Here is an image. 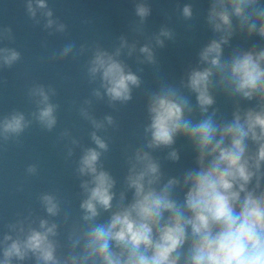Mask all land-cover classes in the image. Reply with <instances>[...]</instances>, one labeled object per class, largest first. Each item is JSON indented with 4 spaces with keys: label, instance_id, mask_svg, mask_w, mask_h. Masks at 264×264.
<instances>
[{
    "label": "clouds",
    "instance_id": "1",
    "mask_svg": "<svg viewBox=\"0 0 264 264\" xmlns=\"http://www.w3.org/2000/svg\"><path fill=\"white\" fill-rule=\"evenodd\" d=\"M133 2L137 19L129 31L144 43L125 34L111 49L68 42L51 57L88 56L93 85L78 111L91 125L94 146L67 129L60 133L67 157L80 149L78 217L57 192L40 193L42 215L30 209L5 223L0 264H264V0H208L203 20L211 37L178 79L160 80L147 94L143 143L125 148L126 171L118 180L103 163L109 143L100 134L116 120L111 114L98 119L94 101L106 100L113 110L132 101L143 84L138 73L145 65L159 72L156 50L176 39L167 23L147 35L151 5ZM24 8L48 36L67 33L48 0H24ZM177 9L184 21L194 19L193 3ZM14 39L11 26L0 27V44ZM20 60L16 48L0 46V70ZM56 95L53 86L34 83L27 96L35 110L0 117V142H18L33 123L53 131ZM218 97L230 111H222ZM184 149L191 163L173 174L165 165L180 164ZM26 172L36 175L38 166L29 164Z\"/></svg>",
    "mask_w": 264,
    "mask_h": 264
},
{
    "label": "water",
    "instance_id": "2",
    "mask_svg": "<svg viewBox=\"0 0 264 264\" xmlns=\"http://www.w3.org/2000/svg\"><path fill=\"white\" fill-rule=\"evenodd\" d=\"M152 12L147 18L145 31L147 35L157 31L167 23L176 32L174 42L157 49L160 71L151 66H143L144 72L138 73L143 84L133 92V99L125 105L110 108L105 101H94L92 111L98 119L111 114L117 126L101 132L108 143L109 151L102 157L105 167L121 180L126 171L124 150L143 143V125L146 122L145 102L147 94L155 90L160 80H176L189 63H194L199 47L210 37L203 17L206 14L208 0H148ZM191 2L195 16L192 21H184L177 5ZM54 14L68 25L65 34L48 36L41 25H35L25 12L24 0H0V27L11 26L15 39L5 41L21 53V60L11 69L0 70V117L20 110L29 115L35 105L27 96V90L34 83L53 86L57 95L52 98L59 104L58 123L49 132L38 124L27 129L19 141L0 142V234L6 229L5 223L16 218L18 213L26 214L32 210L43 214L38 202L42 192H57L67 202V208L73 218L78 217L79 180L74 174L80 149L76 148L72 157H67V140L60 139V133L69 130L82 145L94 146L89 133L91 125L79 115V106L90 96L91 88L86 75L88 56L63 61L52 60L68 42L93 44L100 43L111 49L117 43L116 38L122 34L130 39L138 38L142 43L144 37H137L129 31V26L137 18L134 15L133 0H48ZM47 46H44V42ZM242 41L234 40L233 43ZM127 63L136 70L135 58ZM222 111H230L222 97H218ZM182 142H178L180 146ZM162 155V154H160ZM191 163V153L182 151L180 164H166L165 167L175 174L181 166ZM36 164V175H28L26 168Z\"/></svg>",
    "mask_w": 264,
    "mask_h": 264
}]
</instances>
